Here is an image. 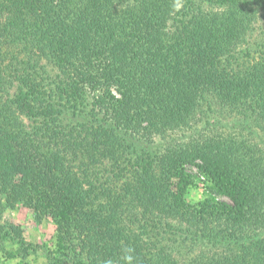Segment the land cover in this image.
I'll list each match as a JSON object with an SVG mask.
<instances>
[{"label": "trees", "instance_id": "obj_1", "mask_svg": "<svg viewBox=\"0 0 264 264\" xmlns=\"http://www.w3.org/2000/svg\"><path fill=\"white\" fill-rule=\"evenodd\" d=\"M259 23L264 0H0V264L36 251L18 201L73 264H264ZM199 158L229 200L187 201Z\"/></svg>", "mask_w": 264, "mask_h": 264}, {"label": "rangeland", "instance_id": "obj_2", "mask_svg": "<svg viewBox=\"0 0 264 264\" xmlns=\"http://www.w3.org/2000/svg\"><path fill=\"white\" fill-rule=\"evenodd\" d=\"M262 26V27H261ZM260 37L264 35V24H257L253 36ZM194 125L192 128L194 130L188 131L193 134L196 133L198 128H201V121H193ZM183 128V127H181ZM196 128V130H195ZM183 129L178 131L180 136L188 135V133H183ZM228 131L223 127H208L205 129V134L209 137H215L217 133ZM176 134V135H178ZM202 159H196L192 164H187V172L195 176L196 187L189 190L187 194V201L189 203L195 204L201 201L204 196H216L224 200H229L226 196H219L212 189L208 188V181L206 175L203 173L199 167L202 164ZM11 223L20 226L23 232V236L27 243L33 244L36 251L31 253L32 255L27 256V258L32 260L30 264H73L70 259V255L67 253L57 252L54 246L55 240V224L50 218L41 219L36 217L35 212L24 202H16L14 207L7 208L3 213V222ZM9 241V240H8ZM6 247L9 250V242L6 243ZM13 247V246H12ZM11 249V248H10ZM5 251L0 249V254H4ZM117 264V263H114Z\"/></svg>", "mask_w": 264, "mask_h": 264}]
</instances>
